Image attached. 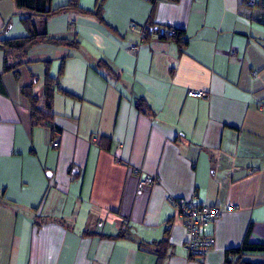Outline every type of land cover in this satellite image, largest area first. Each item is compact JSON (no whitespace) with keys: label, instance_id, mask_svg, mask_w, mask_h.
<instances>
[{"label":"crops","instance_id":"1","mask_svg":"<svg viewBox=\"0 0 264 264\" xmlns=\"http://www.w3.org/2000/svg\"><path fill=\"white\" fill-rule=\"evenodd\" d=\"M77 1L101 18H31L76 47L36 43L17 73L2 71L0 49V264H225L244 239L264 243V0ZM16 12L0 0V41L27 34ZM46 68L50 108H35L50 127L21 93L40 95ZM170 197L235 207L210 224L203 257L183 249Z\"/></svg>","mask_w":264,"mask_h":264},{"label":"trees","instance_id":"2","mask_svg":"<svg viewBox=\"0 0 264 264\" xmlns=\"http://www.w3.org/2000/svg\"><path fill=\"white\" fill-rule=\"evenodd\" d=\"M13 2L17 9L16 14L18 15V18L22 22L23 26L25 27L27 34L25 36L0 41V49L3 50L4 53L3 67H2L3 72L13 71L14 73H17L16 69L19 63L16 62L10 64L9 55L11 53H17V54L26 53V51L36 43L53 44L56 46L63 45L69 47L77 46L76 41H68L63 38L60 39L50 38L46 35L45 31L39 33L32 22L31 19L32 16H41L47 18L62 12L73 10L78 14H84V15L87 14L92 15L93 13H95L94 15H97L96 17H98L99 19L101 18V16L98 14L99 11L98 8H96V10L93 13L92 11L81 9V7H79L77 0H68L66 4L54 9L50 7V0H13ZM145 32H146V28L144 29V34ZM180 35H181V31L175 29V34L171 37H166V38L180 40ZM53 81L54 79L48 75V69L46 68L44 73V82L41 87L40 95L35 96L34 94H32L29 87L21 88V93L27 97L31 105V115L33 117V120L37 121L38 123H43L45 126L48 127L51 126L50 123H48L49 116H47L41 111H38L35 107L37 103V97H41L42 100L44 101L45 107L47 109L50 108V102L52 100L54 93ZM136 106L139 110L146 108L142 100H139L136 103ZM51 131H53V129H51ZM124 235H126L125 230L120 229L118 236H124ZM244 252L264 253V243L262 242L249 243L246 239H244L241 245L237 247H231L226 250L225 264H251L249 262L240 261L239 259L235 261L231 259L232 256L236 257Z\"/></svg>","mask_w":264,"mask_h":264},{"label":"built area","instance_id":"3","mask_svg":"<svg viewBox=\"0 0 264 264\" xmlns=\"http://www.w3.org/2000/svg\"><path fill=\"white\" fill-rule=\"evenodd\" d=\"M248 5L255 3V0H246ZM134 29V25L130 27ZM175 34L173 27H165L162 30L163 37H171ZM131 51L138 50V45L132 46ZM188 97L208 99L209 93L197 90H188ZM51 147H58L57 140L50 142ZM153 177L145 178L141 184L153 182ZM169 203L173 206L178 218L181 219L182 225L186 231V241L183 245V249L193 256L203 257L214 246L215 240L212 234L208 232V228L211 223L221 217L225 213H229L235 210L233 205H227L224 208L217 206H208L205 204L197 203L192 198L183 197H170Z\"/></svg>","mask_w":264,"mask_h":264},{"label":"rangeland","instance_id":"4","mask_svg":"<svg viewBox=\"0 0 264 264\" xmlns=\"http://www.w3.org/2000/svg\"><path fill=\"white\" fill-rule=\"evenodd\" d=\"M18 59H19V57H18V54L17 53H11L9 55V62H10V64H13V63L18 62ZM51 72H53V71H51ZM50 145H49V148H50ZM40 179L41 180H39V182L37 181L35 183V187H34V190L36 191L37 194L39 192H42L43 188H46V182H44L43 175L40 177ZM45 181H46V179H45ZM40 187L42 188L41 190H39Z\"/></svg>","mask_w":264,"mask_h":264}]
</instances>
